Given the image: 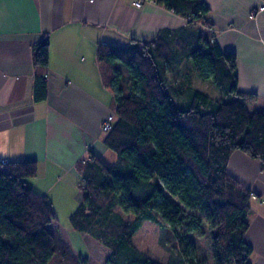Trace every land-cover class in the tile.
I'll list each match as a JSON object with an SVG mask.
<instances>
[{"label":"trees","instance_id":"obj_1","mask_svg":"<svg viewBox=\"0 0 264 264\" xmlns=\"http://www.w3.org/2000/svg\"><path fill=\"white\" fill-rule=\"evenodd\" d=\"M141 1H153L186 23L151 40L97 45L101 78L115 104L103 143L116 160L91 156L78 162L83 197L69 217L71 228L108 249L105 264H161L133 244L134 234L150 221L178 247L166 264H202L188 235L207 222L214 264H249L252 249L243 237L252 195L228 174L227 163L237 150L264 170V113L250 112V96L237 90L236 55L215 42L204 0ZM48 47L47 35L33 46L34 72L24 94L0 104V114L46 100ZM190 73L212 82L222 98L194 91L186 106H177L180 77ZM36 173V161L0 160V264H48L55 254L77 260L52 228V200L28 182Z\"/></svg>","mask_w":264,"mask_h":264},{"label":"crops","instance_id":"obj_2","mask_svg":"<svg viewBox=\"0 0 264 264\" xmlns=\"http://www.w3.org/2000/svg\"><path fill=\"white\" fill-rule=\"evenodd\" d=\"M204 1L215 42L236 55L237 90L250 96V112L264 113V11L249 16L264 0ZM185 23L153 1L135 7L132 0H0V104L24 94L34 72L33 46L45 35L49 40L47 98L0 114V160L36 161L29 184L52 200L55 212L60 205L70 217L83 197L78 162L91 156L102 161L110 150L102 124L115 104L101 78L97 45L151 40ZM227 172L251 192L243 239L252 249L248 263L264 264V170L236 150Z\"/></svg>","mask_w":264,"mask_h":264},{"label":"rangeland","instance_id":"obj_3","mask_svg":"<svg viewBox=\"0 0 264 264\" xmlns=\"http://www.w3.org/2000/svg\"><path fill=\"white\" fill-rule=\"evenodd\" d=\"M133 2V0H132ZM179 74V73H178ZM179 85L182 87V100L174 98L177 106H186L191 100L194 91H199L212 99L222 98L220 90L210 81H202L194 76L193 73L185 78L180 77ZM116 155L112 150H108V154L103 157L105 163L114 162ZM75 204H71V213L75 209ZM57 220L52 222V228L58 230L64 241L69 245L72 252L76 255L77 260L73 262L69 258L68 261L60 259L58 254H55L48 264H105L109 255L108 249L99 244L90 235L84 237L83 233L74 231L71 228L69 221L70 211L65 207L57 205ZM123 218L132 217L129 214H123L119 208H114ZM164 237L166 234H164ZM189 240L193 245V256L202 264H214L212 257L211 233L208 228V223L201 230L192 232L188 235ZM133 244L137 250L145 256L161 263L166 264L173 260L174 255L178 251L177 245L171 238H164L162 230L156 223L145 221L137 230L133 237ZM81 256V260L80 256Z\"/></svg>","mask_w":264,"mask_h":264},{"label":"built area","instance_id":"obj_4","mask_svg":"<svg viewBox=\"0 0 264 264\" xmlns=\"http://www.w3.org/2000/svg\"><path fill=\"white\" fill-rule=\"evenodd\" d=\"M132 4L135 7H141L142 1L141 0H133ZM261 11H264V4H260L257 7H255L254 9H252L251 11H249V16L251 17L255 13L261 12ZM113 120H114V113H111L106 117V119L104 120V122L102 124V131L103 132H106L110 129Z\"/></svg>","mask_w":264,"mask_h":264}]
</instances>
